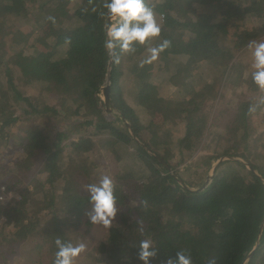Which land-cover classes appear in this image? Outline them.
Listing matches in <instances>:
<instances>
[{
    "label": "trees",
    "instance_id": "1",
    "mask_svg": "<svg viewBox=\"0 0 264 264\" xmlns=\"http://www.w3.org/2000/svg\"><path fill=\"white\" fill-rule=\"evenodd\" d=\"M146 2L164 17L160 35L122 53L117 41L111 52L103 47V0H73L71 6L70 0H0V40L7 36L14 52L0 41L7 85L0 87V111L23 103L21 117L8 111L0 121V153L13 148L0 156V188L18 192L0 202L7 218L0 264L22 246L51 264L56 237L79 242L68 228L81 225L90 208L81 185L92 181L106 154L120 165L112 177L119 210L95 257L88 251L85 258L143 264L138 245L144 238L157 253L150 264H165L179 249L191 264H244L252 252L264 218V140L253 122L264 107V90L251 72L243 76L233 49L264 35V0ZM23 17L41 30L29 42L8 30ZM164 41L158 59L145 62L147 49ZM205 65L231 87V104L223 105L226 93L204 77ZM192 78L197 88L190 87ZM18 80L50 85L61 102L50 105ZM107 85L110 110L101 96ZM171 88L178 91L165 98ZM186 93L196 100L193 112L182 103ZM34 116L45 122L26 126L21 136L13 132L19 119ZM77 128L83 132L73 136ZM245 264H264V228Z\"/></svg>",
    "mask_w": 264,
    "mask_h": 264
},
{
    "label": "clouds",
    "instance_id": "2",
    "mask_svg": "<svg viewBox=\"0 0 264 264\" xmlns=\"http://www.w3.org/2000/svg\"><path fill=\"white\" fill-rule=\"evenodd\" d=\"M102 6L106 10L102 15L108 18L104 25L105 38L102 44L109 52L115 46L113 41L119 43L122 53H127L134 50L133 42L143 45L150 38L160 35L161 26L146 0H103ZM166 44L167 42L164 41L158 47L148 48L149 55L145 57V62L158 59L159 53ZM248 48L251 79L258 88L264 90V40L251 41ZM119 61L120 57H115V62L119 63ZM86 189L90 205L85 213L88 221L94 225L110 227L117 213L113 178L107 172H102L95 182L86 185ZM54 244L56 250L51 264H77L84 250L83 243L72 239L56 237ZM138 247L139 259L143 264H150L149 258L157 255L153 241L148 238L141 239ZM164 259L165 264H191V257L183 249L175 251L174 256Z\"/></svg>",
    "mask_w": 264,
    "mask_h": 264
},
{
    "label": "rangeland",
    "instance_id": "3",
    "mask_svg": "<svg viewBox=\"0 0 264 264\" xmlns=\"http://www.w3.org/2000/svg\"><path fill=\"white\" fill-rule=\"evenodd\" d=\"M71 2H73V0H70L69 6L72 5ZM74 2H75V0H74ZM195 15L198 16L199 14L196 13ZM155 17H156V20H157V22L159 24L164 23L163 15L155 13ZM8 30L12 33L11 35H14V36H17V37L20 36L21 34H23V36L22 35L21 36L23 38L27 39L28 40L27 42L32 40L33 37L36 36L37 34L41 33V30L38 27V25L34 26L33 22L32 21L31 22L26 21L25 17H23L20 20L12 23L8 27ZM27 34H32L31 39H29L27 37ZM257 40H264V35L262 37H259L258 39L254 40V41H257ZM0 41H2L1 43H4L5 49L8 50L10 52V54L14 53L12 51L11 42L7 41V36H5ZM24 43H26V41H24ZM248 45L243 47L241 50H238L236 48L233 49V51L235 52V58L234 59H237L238 61H241L242 64H244V66H245V69L242 72L244 77H247V75L250 72V68H249V48H248ZM39 46H41V45H39ZM32 51H34V48L26 50L25 52L27 54H29V53H32ZM14 56H16V55H14ZM202 68L203 69H201V70H203L204 74H206V75H204V77L212 79L213 83L216 86H218L220 88V90H223L226 93V97L223 100V102H224L223 105L231 104L233 102V100H235V95L232 94L231 87H229V86L224 87L219 82V75L212 74V73L209 74L210 71H208V69H207L208 66L207 65H205ZM14 76H16L15 79L17 80L18 79L17 78L18 75L15 74ZM5 80H6L5 79V71L2 69V71H0V87H3V86L7 87ZM18 83L21 84V80H18ZM197 83H198V80L196 78H192L191 81H190V87L197 88V86H198ZM21 85H23V84H21ZM21 88L26 90L30 94L39 95V96H45V100H47L46 102H48L50 105H53V104L57 103V101L61 102L60 99H59V96L56 93V90L53 87H51L50 85L41 84L40 82H36L35 81V82H32L29 85H23ZM172 90L173 91L170 92L169 89H167L166 92H163V95L165 96V98H172L171 96L175 92L178 91V90L175 91V89H172ZM241 90H242L241 87H239L236 92L240 93ZM250 93L253 95V93L250 92V91H246L244 93V95L245 94L249 95ZM101 96L103 98V94ZM185 96H186L185 100L182 103H183L184 107L189 112H193L194 108L196 106V100L194 98L189 97L187 93H186ZM22 106H23V103L21 102V103L15 105V106L13 105V107L11 109L8 108L5 112L0 111V121H2L5 117H7L9 112L10 113L14 112L15 115H18V116L21 117L23 115ZM36 122H45V118L44 117H36V116H34V117L28 118V120L19 119L16 122V126L13 127V132H14V130H18V131H20L19 132V136H21V135H23L22 134L23 133V129L26 126H30V125H32V124H34ZM176 122H177V120L173 121L174 124H176ZM253 122L255 124V128L258 129V131L262 132L261 139L264 140V107H262V109L260 110V112L257 115H254V121ZM81 132H83V130H81L80 128H77L76 131H73V136L79 135V134H81ZM151 143L154 145V147L156 146L155 143H153V142H151ZM11 145L12 144H9L7 147H4L3 148V154L0 153V156H3L5 154H7V153H11L12 152L11 150L13 149L11 147ZM70 151H71V148H69L66 151V153L68 152V154H66L65 157H67L69 155ZM40 164H39V160H38L36 162V166H35L37 170H38V168L41 167ZM119 168H120V165L115 163L113 161V159L110 158L109 156H107V154H106L102 158V162L100 163V166L98 168L99 170H92L93 171L92 174H94V176H93V179H92L91 182H95L97 176L100 173H102V172H107L111 177H113L114 173L117 172V170L119 171ZM96 171H99V172L97 173ZM3 176L4 175L1 173L0 178L3 177ZM148 180H153V177L151 176V177H149V179H144L143 182H146ZM82 184L83 185H81V187L83 189L87 190L86 189V185L88 184L87 181L84 180L82 182ZM31 187H32V185H31ZM14 193L18 194V192H14ZM118 210H119V206H117V212H118ZM116 215H117V213H116ZM66 218H67L66 216L62 217L63 221H66ZM115 218H116V216H115ZM115 218L113 219V221L115 220ZM88 222L89 221H88V219H87V217L85 215L84 217L81 218V225H79L77 227H74L75 224H72V226L68 228L69 229V234L71 236L78 237L79 242L83 243V245H84V250L81 252V254H80V256H79V258L77 260V264H91L92 262H93L92 264H95V263L99 264V263L93 261V257L92 256L90 258H85V254L88 251H90V252L93 253V256L95 257V255H96L95 246L97 245L99 240L101 238H103L107 234V232L109 231V228H110V227H103L101 225H94V224H91L90 222L89 223ZM111 225H112V223H111ZM1 264H48V261H47V257H46L45 254H42L40 256H38V254L37 255H29L28 250H26L24 248V246H22V247H18L17 248V252L15 254L9 255L8 259L6 260V262L5 263H1Z\"/></svg>",
    "mask_w": 264,
    "mask_h": 264
},
{
    "label": "water",
    "instance_id": "4",
    "mask_svg": "<svg viewBox=\"0 0 264 264\" xmlns=\"http://www.w3.org/2000/svg\"><path fill=\"white\" fill-rule=\"evenodd\" d=\"M102 94H103V98H102V99L104 100V102H105V104H106V108H107L108 110H110L111 107H110L109 86H108V85H107L106 87H103V88H102ZM222 159H223V157L220 158L219 160H217L216 163H215V165H217V164L219 163V161L222 160ZM232 159H238V160H242V161H243V159L240 158V157H232ZM212 173H213V171L211 170V171H210V174H209V177L207 178V180H206V182H205L203 188L208 184V182H209V180H210V178H211ZM185 186H186V185H185ZM201 188H202V187H200V188H193L192 191H197V190H200ZM263 228H264V218H263L262 223H261L260 228H259L258 238H257L256 244H255V246H254L252 252L248 255V257H247L246 260L244 261V264L248 261V258L250 257V255H251V254L254 252V250L257 248V246H258V244H259V241H260V236L262 235Z\"/></svg>",
    "mask_w": 264,
    "mask_h": 264
},
{
    "label": "built area",
    "instance_id": "5",
    "mask_svg": "<svg viewBox=\"0 0 264 264\" xmlns=\"http://www.w3.org/2000/svg\"><path fill=\"white\" fill-rule=\"evenodd\" d=\"M15 196L18 197L17 193H14L12 190L8 189L6 185H2L0 188V202L4 203L8 200L15 198ZM7 221V218L4 214H0V230L3 228Z\"/></svg>",
    "mask_w": 264,
    "mask_h": 264
}]
</instances>
